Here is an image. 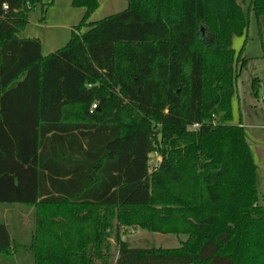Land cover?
<instances>
[{
	"label": "trees",
	"instance_id": "trees-1",
	"mask_svg": "<svg viewBox=\"0 0 264 264\" xmlns=\"http://www.w3.org/2000/svg\"><path fill=\"white\" fill-rule=\"evenodd\" d=\"M39 2L0 0V212L32 211L25 243L0 221V264H264L256 166L228 123L231 40L264 0H125L82 33L97 1L70 0L82 17L46 55L18 36ZM133 228L186 238L132 248Z\"/></svg>",
	"mask_w": 264,
	"mask_h": 264
},
{
	"label": "rangeland",
	"instance_id": "rangeland-1",
	"mask_svg": "<svg viewBox=\"0 0 264 264\" xmlns=\"http://www.w3.org/2000/svg\"><path fill=\"white\" fill-rule=\"evenodd\" d=\"M103 15L97 16L104 17ZM240 38L239 45L233 42V49L237 53L241 44L243 45L240 58L245 59V65L235 78L232 111L235 124L239 122L244 127L245 139L256 166L255 185L259 196L258 203L264 205V86L258 88L256 97L250 93V79L264 77V16L256 18L249 13L246 31ZM231 118L228 123L232 124L233 118ZM148 161L152 162L151 157ZM0 221L8 225L10 237L15 235L20 239L19 241L25 243L26 231L32 223L31 208L15 206L11 209H3L0 212ZM185 238L182 234L151 233L141 229L123 236L132 248L177 247ZM109 252L111 261L115 255V247L112 243ZM20 264H31L28 254Z\"/></svg>",
	"mask_w": 264,
	"mask_h": 264
},
{
	"label": "crops",
	"instance_id": "crops-1",
	"mask_svg": "<svg viewBox=\"0 0 264 264\" xmlns=\"http://www.w3.org/2000/svg\"><path fill=\"white\" fill-rule=\"evenodd\" d=\"M97 7L85 20V24L78 29V33L84 32L88 27V23L99 20L100 14L107 16L123 10L126 7L125 0H96ZM101 12V13H100ZM100 13V14H99ZM83 14V8L73 7L70 0H40L27 13V22L23 29L18 33L19 37L36 38L39 42V52L41 55H46L61 46H63L74 27L78 24ZM98 15V16H97ZM240 37H233L231 40V47L233 42L239 45ZM243 45L241 44V49ZM236 91V90H235ZM233 98V97H232ZM231 98V115L235 124L233 115V103ZM240 125V123H236ZM243 127V125H241ZM244 128V127H243ZM151 157L152 162L149 163L148 158ZM159 156L155 153L147 155L148 169H152L157 165ZM139 228L129 229L126 234L132 233ZM142 230V229H141ZM125 234V235H126ZM121 236V239H123ZM128 247V243L125 241Z\"/></svg>",
	"mask_w": 264,
	"mask_h": 264
},
{
	"label": "built area",
	"instance_id": "built-area-1",
	"mask_svg": "<svg viewBox=\"0 0 264 264\" xmlns=\"http://www.w3.org/2000/svg\"><path fill=\"white\" fill-rule=\"evenodd\" d=\"M90 108H91V109L95 108V105H94V104H91ZM157 160H158V161H157V163H158V162H159V159H157Z\"/></svg>",
	"mask_w": 264,
	"mask_h": 264
}]
</instances>
